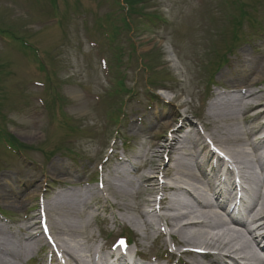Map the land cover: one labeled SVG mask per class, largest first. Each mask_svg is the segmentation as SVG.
<instances>
[{"label": "rangeland", "instance_id": "obj_1", "mask_svg": "<svg viewBox=\"0 0 264 264\" xmlns=\"http://www.w3.org/2000/svg\"><path fill=\"white\" fill-rule=\"evenodd\" d=\"M134 1V11L154 18L149 25L131 16L136 27L128 32L122 24L127 18L123 0H0V129L22 151L9 153L0 143V184L10 186L0 215L21 221L17 224L27 215L31 232L38 227L33 198L45 176L57 178L49 173L53 163H63L74 178L53 187L55 191L48 188L50 201L60 188L96 187V166L113 146L115 155L102 173L108 185L119 159L138 155L139 167L143 157L150 158L148 145L161 141L153 136L169 137L166 125L179 127L185 115L201 129L211 100L208 81L219 91L231 87L237 58L240 66L246 65L249 54L264 49V0H240L256 21L244 19L242 27L236 25L237 0ZM102 24L106 26L99 28ZM228 47H233L228 63L211 80L208 70L219 57L215 52L224 54ZM259 76L256 68L238 84H250ZM161 87L170 102L154 99ZM24 169L36 172L28 176ZM135 173L142 170L136 168ZM106 197L104 208L94 200L99 208L94 217L79 216L86 235L108 245L112 238L99 235L101 224L108 231L119 227L129 232L134 244L148 246L142 258L151 256L155 233L147 228L141 239L122 223L113 225L109 212L126 217L124 211L110 208L117 200ZM132 203L137 205L133 196Z\"/></svg>", "mask_w": 264, "mask_h": 264}, {"label": "bare ground", "instance_id": "obj_2", "mask_svg": "<svg viewBox=\"0 0 264 264\" xmlns=\"http://www.w3.org/2000/svg\"><path fill=\"white\" fill-rule=\"evenodd\" d=\"M253 53L256 55L249 54L246 65L240 66L242 60L237 58L236 74L231 80L234 85H219L224 92L211 95L207 114L202 117L204 137L221 148L230 160L229 167L223 166L222 160L207 161L210 151L201 147L204 137L181 113L184 116L178 119L179 127L175 128L172 124L165 127L170 138L157 134L153 136L161 138V141L150 145L152 156L144 162V167L148 165L152 171L150 175H136L130 160L124 159L114 166L108 185L103 179V191H98L97 187L77 191L65 187L67 190L60 188L58 192H53L51 201L46 200L45 193L44 203L40 206L34 204L33 207L45 208L49 232L61 253L58 260L46 263L38 258L35 264H125L117 261L124 254L104 252L93 235H86L87 226L77 221L79 216L94 217L99 210L94 200L101 201L104 208L108 203L106 196L117 200L115 202L112 198L110 208L124 211L126 217H116L109 212L111 222L122 223L141 239H144L148 228L157 234V241L162 247L183 244L227 249L242 259L191 256L180 264H264L263 198L252 210L255 197L259 193L264 194V49L258 48ZM256 68L259 78L247 85L238 84ZM248 148L254 154L249 153ZM162 154L169 158V163H157L156 159L159 160ZM136 158L140 156H132V159ZM159 165L167 178L162 185L152 180L153 173L159 171ZM68 169L63 167V163H53L49 173L57 176L54 180L63 182L74 178V172ZM24 170L28 176H34L33 171L36 172L34 169ZM9 189L10 186L0 184L1 205L6 203ZM56 189L53 188L54 191ZM132 196L137 204L134 207ZM30 199L32 196H27L26 200ZM240 211L242 218L237 214ZM251 213L247 220H243ZM17 223L21 221L0 223V264H32L34 253L42 251L39 249L46 245L43 236L30 231V224ZM162 223L168 242L159 231ZM136 247L141 249V243L138 242ZM112 255L116 258L112 259ZM169 255L172 257L173 254ZM127 264L150 263L134 258Z\"/></svg>", "mask_w": 264, "mask_h": 264}]
</instances>
